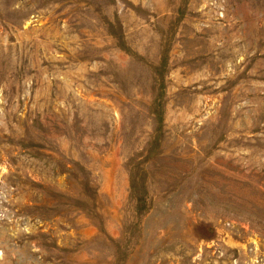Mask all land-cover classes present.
Masks as SVG:
<instances>
[{
	"label": "rangeland",
	"instance_id": "1",
	"mask_svg": "<svg viewBox=\"0 0 264 264\" xmlns=\"http://www.w3.org/2000/svg\"><path fill=\"white\" fill-rule=\"evenodd\" d=\"M0 264H264V0H0Z\"/></svg>",
	"mask_w": 264,
	"mask_h": 264
}]
</instances>
